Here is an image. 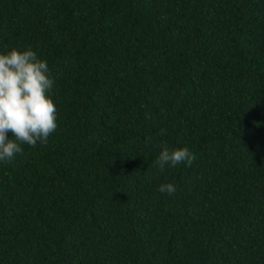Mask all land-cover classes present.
<instances>
[{"label": "trees", "instance_id": "obj_1", "mask_svg": "<svg viewBox=\"0 0 264 264\" xmlns=\"http://www.w3.org/2000/svg\"><path fill=\"white\" fill-rule=\"evenodd\" d=\"M13 47L58 127L0 162V264H264V0H0Z\"/></svg>", "mask_w": 264, "mask_h": 264}, {"label": "clouds", "instance_id": "obj_2", "mask_svg": "<svg viewBox=\"0 0 264 264\" xmlns=\"http://www.w3.org/2000/svg\"><path fill=\"white\" fill-rule=\"evenodd\" d=\"M49 73L47 61L30 47L0 53V162H12L22 152V145H46L57 129L58 110L49 95L54 80ZM195 160L187 147L170 150L164 145L154 166L162 171L166 165L191 166ZM158 191L172 195L176 187L174 183L161 184Z\"/></svg>", "mask_w": 264, "mask_h": 264}]
</instances>
